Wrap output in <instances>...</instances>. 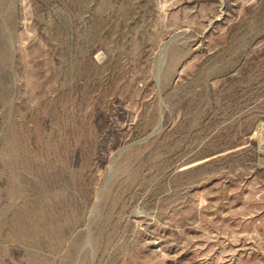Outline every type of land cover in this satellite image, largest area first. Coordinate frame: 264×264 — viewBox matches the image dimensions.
I'll list each match as a JSON object with an SVG mask.
<instances>
[{
  "label": "rangeland",
  "instance_id": "374dc122",
  "mask_svg": "<svg viewBox=\"0 0 264 264\" xmlns=\"http://www.w3.org/2000/svg\"><path fill=\"white\" fill-rule=\"evenodd\" d=\"M0 264H264V0H0Z\"/></svg>",
  "mask_w": 264,
  "mask_h": 264
}]
</instances>
